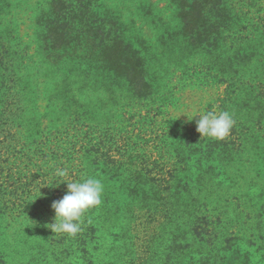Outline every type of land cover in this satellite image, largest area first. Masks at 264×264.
Instances as JSON below:
<instances>
[{"label": "trees", "instance_id": "1", "mask_svg": "<svg viewBox=\"0 0 264 264\" xmlns=\"http://www.w3.org/2000/svg\"><path fill=\"white\" fill-rule=\"evenodd\" d=\"M77 1L0 0V264H264V0H81L111 59L44 65ZM207 111L224 140L187 118ZM87 177L102 204L53 233Z\"/></svg>", "mask_w": 264, "mask_h": 264}, {"label": "rangeland", "instance_id": "2", "mask_svg": "<svg viewBox=\"0 0 264 264\" xmlns=\"http://www.w3.org/2000/svg\"><path fill=\"white\" fill-rule=\"evenodd\" d=\"M80 1H77L76 5L74 4L64 16L52 21L51 25H49V32L47 34L55 37V40L47 39L45 42L46 51L42 52V54L40 53L38 56L44 62V65L53 60H65L66 57L90 59L93 61L99 59L107 61L111 59L109 57L110 51L106 47L116 33L115 25L106 24L96 27L97 20H95V17L87 7L83 8L81 6ZM146 4L151 5V1L146 2ZM129 12L134 17H139L135 9H129ZM144 33L146 38H150V34L146 30H144ZM46 38H49V35ZM20 49L21 54L26 52L25 45H21Z\"/></svg>", "mask_w": 264, "mask_h": 264}, {"label": "clouds", "instance_id": "3", "mask_svg": "<svg viewBox=\"0 0 264 264\" xmlns=\"http://www.w3.org/2000/svg\"><path fill=\"white\" fill-rule=\"evenodd\" d=\"M196 120V131L201 137H208L215 140H224L233 129L235 120L228 111L216 113L207 111L194 113L187 116L188 120ZM58 176L66 177L69 175L67 169H57ZM66 182V193L57 201H53L51 208L54 210V222L47 225L53 233H65L75 236L82 231V217L94 207L102 204V194L104 186L100 179L87 177L83 180L62 181Z\"/></svg>", "mask_w": 264, "mask_h": 264}]
</instances>
